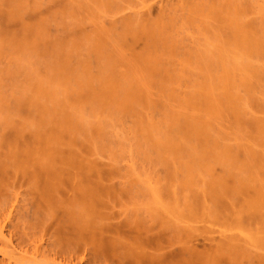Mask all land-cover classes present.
<instances>
[{"label":"rangeland","instance_id":"1","mask_svg":"<svg viewBox=\"0 0 264 264\" xmlns=\"http://www.w3.org/2000/svg\"><path fill=\"white\" fill-rule=\"evenodd\" d=\"M258 187L264 0H0V264H264Z\"/></svg>","mask_w":264,"mask_h":264},{"label":"bare ground","instance_id":"2","mask_svg":"<svg viewBox=\"0 0 264 264\" xmlns=\"http://www.w3.org/2000/svg\"><path fill=\"white\" fill-rule=\"evenodd\" d=\"M230 37H231V36H230ZM238 37H239V36H238ZM238 37H237L236 40H239ZM239 38H240V37H239ZM241 39H242V38H240V40H239V41H236V42H238V43H242V42H241ZM230 40H231V39H230ZM246 40H247V39H246ZM209 96H210V95H209ZM208 98H210V97H208ZM205 99L207 100L206 97H205ZM203 100H204V99H203ZM209 100H210V99H209ZM214 100H215V99H214ZM203 102H205V101H203ZM203 102H202V103H203ZM205 104L207 105V102H206ZM203 105H204V104H203ZM208 105H210V104H208ZM211 105H212V103H211ZM205 107H206V106H205ZM205 107H204V108H205ZM213 107H214V106H213ZM213 107L210 108L208 111L214 110L215 107H214V108H213ZM204 108H203V109H204ZM206 109H208V106H207ZM206 109H204V110H206ZM216 110H217V109H216ZM206 111H207V110H206ZM185 120H187V119H185ZM191 122H192V120H191ZM191 122H190V124H191ZM187 123H188V125H185V127H186V129H187V130H186V131H187L186 133H188V132H190V131H192L193 133H196V132H195V128L193 129V127H192L193 124L190 125V124H189V121L186 122V124H187ZM192 123H194V121H193ZM256 123H257V124H256ZM258 123H259V122H257V121L255 122V124L257 125V126H255L256 128H258V127H259L258 125H260V123H259V124H258ZM196 124H197V123H196ZM183 126H184V125H183ZM198 126H199V125H198ZM200 126H201V124H200ZM253 126H254V125H253ZM194 127H195V126H194ZM188 128H190V129L192 128V130H189V131H188ZM259 128H260V127H259ZM198 129H199V128H198ZM183 130L185 131L184 127H183ZM196 130H197V126H196ZM256 130H257V129H256ZM184 131H183V132H184ZM197 131H198V130H197ZM192 132H191V133H192ZM42 134H43V133H41V135H42ZM44 134H45V131H44ZM37 135H39L40 138H38ZM41 135H40L38 132H37V134H35V136L37 137V140L42 138V140H40L41 142H39V144H40V143H41V145L43 144V147H44V148L41 147V145H38V146H37V147H38V148H37L38 150L36 149L38 152H37V151H36V152L39 153V150H40L39 148H40V147H41V151H42V150H43V151H46V150H47L46 153H44L43 151L40 153V156H41L42 153H43V155H45L46 159H43V158H44L43 155L41 156L43 160L39 157V154L35 155V153H34V152H35V148L32 149V150H34V152H32V153H34L33 156H32V153H31V151H30V154H31V155H30L29 152H28V153H27V154H28V157H27V156H24V157H27V158H24V159H23V157L18 159V156H15V155L13 156V155H11L12 158L14 159V161H17V162H14V161H13V162H14L13 164H14V166H15L17 169H18V168H19L20 170H22V169H23V170L26 169L25 167H22V166H24V165H23L24 161H25V160H28V161L26 162V164L28 163V164L30 165V164H31V161H30V160H32L34 164H33V166H31L32 164H31L30 166H31V167H36V169H37V167H38L39 170H38V169H37V170H38V171L41 170V173H42L43 171L45 172V174H46V173H51V172L54 173V172L57 171L56 166H54V165L56 164V163L54 162L55 156H53V155H55V153H57V152H56V151L54 152V151L52 150V149H54L53 147H55V146H54V145H53V147L51 146L52 143H53L54 141L52 142L53 139H49L47 135H45V138H44V135H43V136H41ZM46 137H47V138H46ZM49 137H50V135H49ZM54 137H55V136H54ZM200 137H201V136H200ZM202 137H203V136H202ZM43 139H44V140H43ZM55 141H56V140H55ZM56 143H57V142H56ZM56 145H57V144H56ZM56 147H57V146H56ZM56 147H55V148H56ZM58 148L60 149V147H58ZM44 149H45V150H44ZM14 150H15V149H14ZM51 150L53 151L52 153H54V154H51ZM55 150H57V149H55ZM10 152L13 153V148H12V150H10ZM60 152H61V151H60ZM15 153H16V152H14V154H15ZM58 154H59V153H58ZM60 154H61V153H60ZM68 154H70V153H68ZM56 155H57V154H56ZM61 155H62L61 158L63 159V158L65 157L66 154H65V155H64V154H61ZM20 156H21V155H20ZM30 156H32V157H30ZM58 156H59V155H58ZM63 156H64V157H63ZM74 156H75V155H73V157H74ZM76 156H78V154H77ZM14 157H15V158L17 157V159L20 161L19 164H18V160H16ZM29 157H30V158H29ZM69 157H70V156H69ZM66 158H67V157H66ZM66 158H65L64 160H67V161H68L69 158H68V159H66ZM76 158H77V157H76ZM21 159H23L24 161L22 162ZM71 159H72V158H71ZM78 159H79V158H78ZM80 159H81V157H80ZM10 160H11V159H10ZM45 160H46V164L43 162V161H45ZM73 160H74V158L71 160V162H70V160H69L70 165L72 164V162H74ZM76 160H77V159H76ZM29 161H30V163H29ZM77 161H78V164H79L78 167L81 168V167H80L81 165H80L79 160H77ZM84 161H85V160H84ZM21 162H22V163H21ZM88 162H89V161H88ZM35 163H37V164H39V165L36 166ZM43 163H44V164H43ZM53 163H55V164H53ZM74 163H76V165H77V162H74ZM90 163H91V162H90ZM16 164H18V165L16 166ZM24 164H25V163H24ZM28 164H27V166H28ZM41 164H42V165H41ZM85 164H86V163H85ZM87 164H89V163H87ZM92 164H94V163H92ZM40 165H41V168H40ZM63 165H64V163H62V166H63ZM85 166H86V165H84V167H85ZM88 167L91 168L92 166H91V167L88 166ZM88 167H87V168H88ZM93 167H94V166H93ZM16 168H15V169H16ZM28 168H29V167H28ZM62 168H63V167H62ZM71 168H72V166H71ZM74 168H75V167H74ZM95 168H96V166H95ZM64 169H65V167H64ZM66 169H67V167H66ZM66 169H65V170H66ZM37 170H36V171H37ZM77 170H78V169H77ZM80 170H82V169H80ZM80 170H79V172H80ZM33 171H34V170H33ZM61 171H62V170H61ZM70 171H71V170H70ZM27 172H29V171L27 170ZM44 172H43V173H44ZM72 172H73V170H72ZM81 172H82V171H81ZM84 172H85V171H84ZM84 172H83V174L87 175V174L84 173ZM34 173H36V172H34ZM43 173H42V174H43ZM37 174H38V173H37ZM37 174H36V175L34 174L33 176H37ZM45 174H44V175H45ZM80 174H81V173H80ZM48 175L51 176V174H48ZM76 175H77V174H76ZM82 176H84V175H82ZM78 177L80 178V176L77 175V178H78ZM32 178H33V177H32ZM66 178H67V177H66ZM81 178L83 179V177H81ZM81 178H80V179H81ZM74 179H75V178H74ZM96 179H97V178H96ZM52 180H53V179H52ZM55 180H56V179H55ZM70 180H71V179H70ZM46 181H47V180H46ZM76 181L78 182L79 180L77 179ZM76 181H75V182H76ZM71 182H72V181H71ZM77 182H76V184L78 185L80 182H79V183H77ZM81 182H82V181H81ZM42 183H43V182H42ZM81 184H83V183H81ZM81 184H79V186H80ZM85 184H86V183H85ZM85 184H84V187H85L86 190H87L88 188L85 186ZM99 184H100V183H99ZM39 185H40V184H39ZM39 185H38V186H39ZM42 185H43V184H42ZM54 185H55V184H54ZM73 185H74V184H73ZM259 185L261 186V185H263V184H259ZM259 185H258V186H259ZM50 186H51V185H50ZM81 186H82V185H81ZM254 186H255V185H254ZM39 187H40V186H39ZM39 187H38V188H39ZM45 187H46V186H45ZM84 187H81V190H80V191H82V189H83ZM88 187H90V185H89ZM261 187L263 188V186H261ZM261 187H258V188L260 189ZM75 188H78V186H75ZM91 188H92V187H90V190H89V189H88V190H89V191H92ZM233 188H234V187H233ZM238 188H239V187H238ZM258 188H257V189H258ZM262 188H261V190L258 189V190H257V193H259V194H260V193H263L264 191L262 192V190H264V189H262ZM52 189H53V188H52ZM239 189H240V188H239ZM39 190H40V189H39ZM78 190H79V188H78ZM88 190H87V191H88ZM218 190H219V191H223V190L225 191V188H224V189L221 188V189H218ZM227 190H228V189H227ZM241 190H242V189H241ZM52 191H53V190H52ZM84 191H85V190H84ZM214 191H215V189H214ZM258 191H261V192H258ZM227 192H229V190H228ZM239 192H240V190H239ZM81 193H82V192H81ZM85 193H86V191H85ZM87 193H88V192H87ZM218 194H219V193H218ZM221 194H222V193H221ZM224 194H225V193H224ZM240 195H241V194H240ZM263 195H264V193H263ZM89 196H92V195H89ZM89 196H88V198H89ZM95 196H97V195H95ZM227 196H229V195L227 194ZM230 196H231V195H230ZM230 196H229V197H230ZM259 196L262 197L261 194H260ZM92 197H93V196H92ZM216 197H217V196H216ZM224 197H225V196H224ZM218 198H219V197H218ZM230 198H231V197H230ZM255 198H256V197H255ZM262 198H263V197H262ZM262 198H261V199H262ZM96 199H97V198H96ZM92 200H94V199L92 198ZM92 200H91V201H92ZM101 200H102V199H101ZM249 200H250V199H249ZM87 201H88V200H87ZM216 201H217V200H216ZM218 201H219V200H218ZM227 201H228V200H227ZM95 202H97V201H95ZM230 202H231V200H230ZM261 202H262V200H258V201L250 202V203H248L247 205H245V207H243V208H241V209H239V208L236 207V209H237V210L239 209V211L235 210L234 207H233V209H234L235 211H234L233 209H232V210L235 212V215H237V217L240 218V217H243V216H241V213H242L243 211H245L246 209H254V208H257V210H258V208L261 207V204H262ZM219 203H220V202H219ZM221 203H222V202H221ZM98 204H99V203H98ZM229 204H230V203H229ZM241 204H242V203H241ZM195 205H196V204H195ZM195 205H194V206H195ZM220 205H221V204H220ZM262 205H264V204H262ZM215 206H216V205H215ZM221 206H222V205H221ZM224 206H225V205H224ZM238 206H239V205H238ZM187 207H188V206H187ZM240 207H242V205H241ZM88 208H89V206H88ZM90 208H91V207H90ZM90 208H89V209H90ZM92 208H94V206H93ZM97 208H98V207H97ZM263 208H264V207H263ZM85 209H87V208H85ZM89 209H88V210H89ZM220 209H222V208H220ZM227 209H229V208H227ZM260 209H261V208H260ZM230 210H231V209H230ZM186 211H187V209H186ZM236 211H237V213H236ZM252 211H254V210H252ZM90 212H91V211H90ZM229 212H230V211H229ZM245 212H246V211H245ZM257 212H258V211H257ZM185 214H186V213H185ZM187 214H188V213H187ZM228 214H229V213H228ZM233 214H234V213H233ZM242 214H244V213H242ZM246 214H247V212H246ZM246 214H245V215H246ZM219 215H220V214H219ZM235 215H232V217H234ZM259 215H260V214H259ZM187 216H188V215H187ZM246 216H247V215H246ZM102 217H103V216H102ZM190 217H192V216H190ZM198 217H199V216H198ZM248 218H249V217H248ZM254 218H255V217H254ZM187 219H188V218H187ZM192 219H194V218H192ZM231 219H232V220L234 219V220H236L237 222H238V220H239V219H237V218H236V219H235V218H231ZM102 220H103V219H102ZM232 220H231V221H232ZM241 220H243V219L241 218ZM250 220H251V219H250ZM194 221H195V220H194ZM229 221H230V220H229ZM239 222H240V220H239ZM239 222L237 223L238 225L240 224ZM230 223H231V222H230ZM103 224H105V223H103ZM233 224H235V223L233 222ZM84 225H85V224H84ZM235 225H236V224H235ZM238 225H237V226H238ZM240 225H241V224H240ZM240 225H239V227H240ZM101 228H103V227H101ZM240 228H241V227H240ZM263 229H264V228H263ZM217 233H218V232H217ZM137 235H138V234H136V236H137ZM224 236H225V235H224ZM224 236H222V237L225 238ZM239 238H240V237H239ZM241 239H242V238H241ZM226 240H227V239H226ZM229 240H230V239H229ZM217 241H218V240H217ZM217 241H216V242H217ZM219 241H220V239H219ZM236 241H237V240H236ZM220 242H221V241H220ZM220 242H219V243H220ZM225 242H226V241H225ZM225 246H226V244H225ZM223 250H225V249L223 248ZM236 250H237V248H236ZM230 252H231V251H230ZM233 252H234V251H233ZM143 253H144V252H143ZM234 253H235V252H234ZM236 253H237V252H236ZM140 254H141V253H140ZM237 254H238V253H237ZM141 255H142V254H141ZM144 255H145V254H144ZM231 255H232V254H231ZM229 256H230V255H229ZM235 256H236V255H235ZM215 258H216V257H215Z\"/></svg>","mask_w":264,"mask_h":264}]
</instances>
